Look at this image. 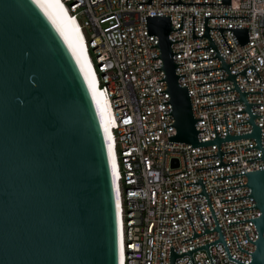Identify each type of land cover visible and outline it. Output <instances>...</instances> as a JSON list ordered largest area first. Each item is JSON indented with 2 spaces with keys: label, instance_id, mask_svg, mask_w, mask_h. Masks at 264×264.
<instances>
[{
  "label": "built area",
  "instance_id": "2783aa9c",
  "mask_svg": "<svg viewBox=\"0 0 264 264\" xmlns=\"http://www.w3.org/2000/svg\"><path fill=\"white\" fill-rule=\"evenodd\" d=\"M67 7L78 29L83 33L87 46V68H91L94 87L104 97L103 109L112 135V145L118 164V185L120 196V218L122 228V264H169L170 246L174 252L180 254L187 250L217 240L216 230L199 235L192 239L194 232L187 217L186 206L196 233L204 232V226L198 213V205L207 229H213L215 223L202 194L183 197V195L201 192L198 181L201 178L223 234L230 256L248 263L251 255L238 249L233 232L240 248L253 252L255 244L248 241L257 239V231L253 221L247 220L228 224V222L260 216L257 207L224 213V211L254 206L255 199L244 197L228 201L229 199L250 195L249 186H240L225 190L216 189L247 183L245 174L220 179L226 176L264 168V159L246 161V159L260 157L259 148L243 149L256 145L254 137L221 142L219 148L224 153L222 162L228 164L218 167L203 168L220 163L216 144L191 147V143L168 141V136L176 134L172 124L174 118L170 113L171 104L167 92L166 82L156 81L164 78L160 58H153L160 54L157 46V36L147 35L145 15H171V27L180 26L182 15V29L169 32L170 40L183 39L173 42V55L176 65L177 82L180 86L187 85L197 130V140L214 139L215 131L212 121L214 116L217 136L225 137L226 127L223 113L225 112L228 133L236 135L252 131L251 123L237 124L247 121L246 105L243 101H234L208 107L203 105L239 99L236 90L224 91L204 96L199 94L233 88L232 80L225 79L196 85V83L227 77L225 69H216L195 73L206 69L221 67L219 58H211L192 62V60L215 56L214 48H193L209 46L207 37L192 39V15H194V34L204 33V15L212 16H248V18L209 17V27H248L249 42L240 45L232 30H223V35L230 45L229 49L219 29H210L215 45L225 63L244 56V58L230 65L231 73L236 74L244 68L254 65L259 78L253 68L245 70L246 78L239 73L235 81L241 91H262V93H246L245 99L252 104L253 114H262L253 118L254 124L261 126V145L264 150V0H230V4H161V2H176L177 0H151L150 4H137L147 0H62ZM182 2H215L221 0H181ZM85 35V36H84ZM85 46V48H86ZM93 56V62L89 56ZM264 237V231H263ZM214 264H239L228 259L222 243L218 242L208 248ZM195 264H211L205 249L192 253ZM176 264H192L188 255L176 258Z\"/></svg>",
  "mask_w": 264,
  "mask_h": 264
},
{
  "label": "water",
  "instance_id": "95a60500",
  "mask_svg": "<svg viewBox=\"0 0 264 264\" xmlns=\"http://www.w3.org/2000/svg\"><path fill=\"white\" fill-rule=\"evenodd\" d=\"M151 0L137 2L150 4ZM127 4V0H126ZM161 4H230V0L215 2H161ZM209 17L248 18V16H212L204 15V33L194 34V15H192V39L207 37L209 46L193 48L197 50L212 47L216 54L213 57L192 60V62L219 58L221 67L195 71L206 72L225 69L227 77L196 83V85L225 79L232 80L234 86L230 89L214 91L198 96H204L224 91L236 90L239 99L200 106L208 107L234 101H243L246 105L249 119L237 124L251 123L252 131L230 135L228 133L225 112L223 113L226 136H217L214 116L212 121L215 131L214 139L199 141L190 103L188 86H180L177 82L176 65L171 44L183 39L170 40L169 32L182 29L171 27V15H145L147 35L157 36V46L167 88L159 91L167 92L169 100L161 104H171L172 124L176 134L168 136V141L191 143V147L216 144L218 151L193 159L218 155V165L197 168V170L237 163H224L221 156L224 153L219 148L221 142L254 137L256 145L245 149L259 148L260 157L246 159H264L261 145V126L254 124L255 116L248 103L246 93H262V91H241L235 81V76L243 74L247 82L245 70L253 68L259 82L261 78L253 64L233 74L231 64L244 56L225 63L215 45L210 29H219L229 49L230 45L223 35V30H232L240 45L249 42L248 27H209ZM245 174L247 183L216 189L225 190L240 186H249L250 195H244L222 201L252 196L256 204L224 213L257 207L260 216L228 222V224L251 220L257 231V239L250 240L244 230L247 240L255 244L253 252L240 248L233 232L239 250L251 255L248 263L230 256L223 234L219 227L206 189L201 178L186 185L198 183L201 192L183 195V197L202 194L205 196L215 227L207 229L196 205L204 232L196 233L186 206L187 217L194 232L192 239L207 232L216 230L217 240L187 250L180 254L170 246L169 264L188 255L192 264V253L205 249L211 264L213 260L208 250L210 245L222 243L228 259L239 264H264V168L212 178L220 179ZM0 264H118V241L115 194L113 175L109 163L107 145L101 129L96 108L91 98L85 79L64 37L49 21L43 11L33 0H0Z\"/></svg>",
  "mask_w": 264,
  "mask_h": 264
},
{
  "label": "bare ground",
  "instance_id": "6f19581e",
  "mask_svg": "<svg viewBox=\"0 0 264 264\" xmlns=\"http://www.w3.org/2000/svg\"><path fill=\"white\" fill-rule=\"evenodd\" d=\"M36 5L43 11L49 21L59 31V33L66 40L76 63L85 79L94 106L97 111L101 129L107 145V151L109 156V163L113 175V188L115 194L116 205V220H117V241H118V264H122L123 252H122V228L120 218V190L118 185V164L112 145V135L109 129V124L106 120V115L103 109L104 97L94 87V81L92 80V72L89 66L87 68V46L84 44L85 39L83 33L78 29L76 21L71 18L67 7L63 4L62 0H33ZM86 46V48H85ZM91 73H90V72Z\"/></svg>",
  "mask_w": 264,
  "mask_h": 264
},
{
  "label": "rangeland",
  "instance_id": "374dc122",
  "mask_svg": "<svg viewBox=\"0 0 264 264\" xmlns=\"http://www.w3.org/2000/svg\"><path fill=\"white\" fill-rule=\"evenodd\" d=\"M84 36H85V35H84ZM85 40H86V37H85ZM88 54H89V56H90V58H91V61L93 62V56H92V54L89 53V52H88Z\"/></svg>",
  "mask_w": 264,
  "mask_h": 264
}]
</instances>
